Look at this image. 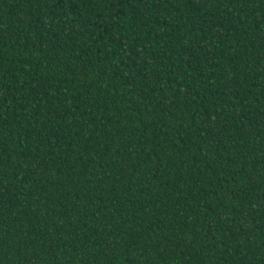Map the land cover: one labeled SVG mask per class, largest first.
I'll list each match as a JSON object with an SVG mask.
<instances>
[{"label": "trees", "instance_id": "trees-1", "mask_svg": "<svg viewBox=\"0 0 264 264\" xmlns=\"http://www.w3.org/2000/svg\"><path fill=\"white\" fill-rule=\"evenodd\" d=\"M0 264H264V0H0Z\"/></svg>", "mask_w": 264, "mask_h": 264}]
</instances>
